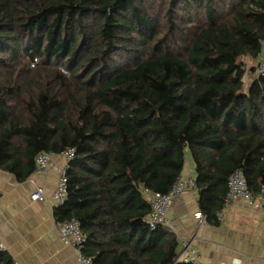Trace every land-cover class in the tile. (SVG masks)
I'll return each instance as SVG.
<instances>
[{
    "label": "trees",
    "instance_id": "16d2710c",
    "mask_svg": "<svg viewBox=\"0 0 264 264\" xmlns=\"http://www.w3.org/2000/svg\"><path fill=\"white\" fill-rule=\"evenodd\" d=\"M263 48L264 0H0V168L22 182L74 148L55 217L94 264H193L145 190L169 193L189 153L207 221L236 170L260 192L264 74L243 58Z\"/></svg>",
    "mask_w": 264,
    "mask_h": 264
},
{
    "label": "crops",
    "instance_id": "0c3cea01",
    "mask_svg": "<svg viewBox=\"0 0 264 264\" xmlns=\"http://www.w3.org/2000/svg\"><path fill=\"white\" fill-rule=\"evenodd\" d=\"M60 168L65 165L56 156L49 169L32 173L18 181L11 172L0 168V247L16 264H78L74 249L61 239L55 217L54 192ZM184 178H196L191 158L185 162ZM42 187L45 200L33 201L32 193ZM199 210L198 192L188 189L169 212L179 242L193 239L202 264H264V206L255 209L244 201L222 208V220L207 221L198 232L194 212Z\"/></svg>",
    "mask_w": 264,
    "mask_h": 264
},
{
    "label": "built area",
    "instance_id": "2783aa9c",
    "mask_svg": "<svg viewBox=\"0 0 264 264\" xmlns=\"http://www.w3.org/2000/svg\"><path fill=\"white\" fill-rule=\"evenodd\" d=\"M258 62V65L255 66L256 74H264V48ZM249 73L250 69L246 68V80L249 78ZM56 156H61L65 160V165L61 168L54 165V168L59 172V179L53 198L56 206H60L67 200V172L69 170V163L75 157V149L69 148L60 154H56L54 152L39 153L35 158L34 173L42 174L46 172L53 164ZM188 189L193 191L198 190L195 178H184L183 176H180L169 193L162 194L148 189L145 190L149 204L152 208L151 215L146 219L147 224L151 229H155L157 226L163 225L169 227L176 234V227L170 221L169 212L173 205L183 198ZM31 199L33 201L45 200L44 189L42 187H37L32 193ZM236 201H244L255 209H261L264 206V184H262L260 192L257 195H254L249 189L244 172L242 170H236L228 179V190L225 196L223 208H226ZM217 216L220 220H222V210L217 213ZM194 218L199 232V230L206 225L207 218L201 210L194 212ZM57 227L60 237L64 243L74 249L78 264H94L93 258L83 252L82 248L86 242V237L82 232L79 221L76 218H71L69 220L57 222ZM196 236L197 232L191 236V238H182L180 240L179 252L176 261L202 264L199 262V256L196 249L193 247L192 241L196 238Z\"/></svg>",
    "mask_w": 264,
    "mask_h": 264
},
{
    "label": "rangeland",
    "instance_id": "374dc122",
    "mask_svg": "<svg viewBox=\"0 0 264 264\" xmlns=\"http://www.w3.org/2000/svg\"><path fill=\"white\" fill-rule=\"evenodd\" d=\"M243 62H244V64H245L246 68H249L250 70H251V68L257 66L258 63H259L258 61H252V60H249V59H247V58H243ZM189 158H191V155L188 153V155H187V160H188Z\"/></svg>",
    "mask_w": 264,
    "mask_h": 264
}]
</instances>
